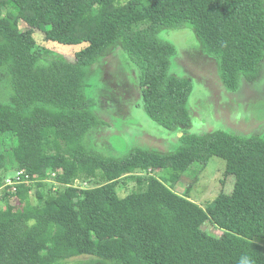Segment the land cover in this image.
<instances>
[{"label": "trees", "instance_id": "16d2710c", "mask_svg": "<svg viewBox=\"0 0 264 264\" xmlns=\"http://www.w3.org/2000/svg\"><path fill=\"white\" fill-rule=\"evenodd\" d=\"M120 1L0 0V70L10 92L0 97V136L16 140L0 151V182L12 169L41 177L56 172L63 184L97 180L85 190L53 193L36 182L5 192L0 264H62L81 255L114 264H264V139L192 133V82L170 75L176 48L159 37L189 28L217 62L223 88L236 92L241 78L254 82L260 75L264 0ZM144 21L146 28L135 29ZM35 31L49 42L86 47L72 63L42 55ZM114 52L138 68L146 116L181 134L174 150L135 147L111 157L88 148L87 136L100 122L86 96L87 74ZM213 157L225 161L235 183L203 209L174 188L191 166H207ZM148 170L171 175L149 176L144 191L118 196L119 182ZM206 224L221 234H209Z\"/></svg>", "mask_w": 264, "mask_h": 264}, {"label": "rangeland", "instance_id": "374dc122", "mask_svg": "<svg viewBox=\"0 0 264 264\" xmlns=\"http://www.w3.org/2000/svg\"><path fill=\"white\" fill-rule=\"evenodd\" d=\"M126 1L121 0L120 3ZM148 25L149 21H144L136 24L135 29H143ZM20 28L23 30L24 24L21 23ZM159 37L176 48V54L171 58L170 75L187 78L192 82L193 91L187 104L192 133L203 135L209 131L221 130L240 137L259 136L264 139V61L260 78L252 83L242 79L238 91L229 92L220 82L217 62L201 50L189 28L165 30ZM33 38L42 55L55 56L71 63L75 61V55L86 47V44L64 46L49 42L40 31H35ZM138 78L139 70L135 64L127 55L118 52L99 60L89 69L86 96L93 100L92 111L100 124L87 136L88 148L105 156L121 157L135 147L170 151L178 146L177 133L165 131L146 116ZM9 95L8 77L4 70H0V97L8 98ZM9 138L8 134L0 136V151L10 150L16 140ZM14 171L12 169L7 176H11ZM170 175L168 170L137 173L134 179H127L124 184L119 182L118 196L124 198L131 192L144 191L149 176L164 180ZM47 178L37 176L36 180L42 182ZM135 178L142 180L141 185ZM77 179L78 186L84 189L97 185V180L93 178ZM234 183V177L225 175V161L213 157L207 166H191L174 190L178 195H185L187 192L189 200L204 209L219 194L230 193ZM45 186L56 193L51 183ZM63 189L59 187L55 191ZM6 206V200L0 198V209L5 210ZM204 229L211 235L221 234L212 224H206ZM62 264L114 263L81 255L67 259Z\"/></svg>", "mask_w": 264, "mask_h": 264}, {"label": "built area", "instance_id": "2783aa9c", "mask_svg": "<svg viewBox=\"0 0 264 264\" xmlns=\"http://www.w3.org/2000/svg\"><path fill=\"white\" fill-rule=\"evenodd\" d=\"M150 171V170H149ZM36 175H31L27 173L25 169H20L14 171L11 176H7V174L2 178L0 182V198L4 195L5 192H9L11 194H15L18 190V187L21 185H29L37 182ZM47 179L42 182L51 183L53 185V190L59 189V187L67 188L71 187L78 190H85L83 187L78 186L79 180L74 179L72 182L68 184L60 183L56 180L57 173L51 172L47 174Z\"/></svg>", "mask_w": 264, "mask_h": 264}, {"label": "crops", "instance_id": "0c3cea01", "mask_svg": "<svg viewBox=\"0 0 264 264\" xmlns=\"http://www.w3.org/2000/svg\"><path fill=\"white\" fill-rule=\"evenodd\" d=\"M263 61H264V60H263ZM262 63H263V62H262ZM261 76H262V64H261V71H260V75H259V77H258V78H260ZM241 81H242V78H241ZM241 81H240V85H241ZM254 82H255V81H254ZM249 83H252V82H249ZM240 85H239V88H240ZM239 88H238V89H239ZM237 91H238V90H237ZM95 129H96V128H95ZM95 129H93V130H95ZM93 130H92V131H93ZM92 131H91V132H92ZM91 132H90V133H91ZM90 133H89V134H90ZM149 175H151V173H149Z\"/></svg>", "mask_w": 264, "mask_h": 264}, {"label": "water", "instance_id": "95a60500", "mask_svg": "<svg viewBox=\"0 0 264 264\" xmlns=\"http://www.w3.org/2000/svg\"><path fill=\"white\" fill-rule=\"evenodd\" d=\"M181 136V134H179V137Z\"/></svg>", "mask_w": 264, "mask_h": 264}]
</instances>
